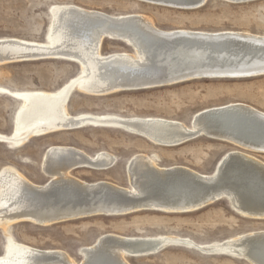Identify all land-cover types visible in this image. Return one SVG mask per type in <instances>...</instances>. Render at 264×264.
<instances>
[{
    "label": "bare ground",
    "instance_id": "bare-ground-1",
    "mask_svg": "<svg viewBox=\"0 0 264 264\" xmlns=\"http://www.w3.org/2000/svg\"><path fill=\"white\" fill-rule=\"evenodd\" d=\"M205 1L174 0L173 3L203 5ZM225 1L237 3L240 0ZM49 15L51 23L45 42L0 39V65L58 59L78 64L80 72L52 92H10L0 88V94H12L9 96L21 103L15 115L13 132L8 136L0 134L1 143L19 147L31 137L83 127L120 129L132 135L131 129H134L162 141L188 137L195 132L212 138L211 134L225 131L241 136L257 135L258 138L262 135L264 139L261 131L255 134L257 125L264 123V113L242 103L199 111L189 125L162 118L72 115L66 107L73 90L104 96L120 90L153 88L155 85L152 84L157 82L167 83L158 87L171 85L175 80L173 76L181 77L182 72L200 58L199 62L203 61L201 68L263 67V70L264 36L235 31H162L139 14L109 15L74 4L53 5ZM204 36L215 40L231 36L235 39V47L245 53L233 59L225 55L222 59L204 62L207 54L195 47ZM105 38L127 43L133 53L102 54L100 45ZM187 45L193 48L186 49ZM115 163L116 158L106 152L91 156L72 147L52 146L43 154L40 165L42 172L49 177L43 185L32 183L11 166L2 167L0 227L7 238L0 264H130L127 258L154 255L159 249L168 247V243H172L170 246H192L189 240L172 236L106 234L90 248L79 250L82 259L76 263L64 252L40 250L16 242L8 229L19 222L49 226L91 215L120 216L140 210L186 213L221 198L229 200L233 210L242 217L264 219V163L250 154L239 151L225 154L212 175L199 174L185 167H159L149 156L136 154L126 164L127 188L106 181L87 183L71 174L84 168L104 171ZM199 248L212 255L224 254L248 264H264V230Z\"/></svg>",
    "mask_w": 264,
    "mask_h": 264
},
{
    "label": "rangeland",
    "instance_id": "rangeland-1",
    "mask_svg": "<svg viewBox=\"0 0 264 264\" xmlns=\"http://www.w3.org/2000/svg\"><path fill=\"white\" fill-rule=\"evenodd\" d=\"M74 4L109 15L139 14L162 31H235L264 36V0L228 2L206 0L196 9L143 3L135 0H0V39L16 38L45 42L50 7ZM127 43L103 39L102 54L133 53ZM78 64L46 59L0 65V88L10 92L59 89L79 74ZM12 94H0V134L11 135L21 103ZM231 103H242L264 113V74L246 78H197L149 89L120 90L92 96L73 90L66 105L70 114H108L122 117L162 118L190 124L197 112ZM52 146H68L86 155L106 152L116 158L104 171L76 169L75 178L93 183L106 181L127 188L126 164L136 154L147 155L159 167H185L212 175L222 157L232 151L254 156L264 163V153L247 151L229 141L199 136L181 145L165 147L120 129L83 127L31 137L19 147L0 142V169L11 166L29 181L43 185V154ZM19 222L9 235L18 243L40 250L64 252L79 263V250L90 248L106 234L123 237L172 236L189 240L192 246H168L154 255L127 258L130 264H248L224 254L212 255L199 247L219 243L242 234L264 230V219L238 215L226 199L186 213L140 210L123 215H91L49 226ZM0 227V256L6 242ZM94 243V244H93ZM205 248V247H203Z\"/></svg>",
    "mask_w": 264,
    "mask_h": 264
},
{
    "label": "water",
    "instance_id": "water-1",
    "mask_svg": "<svg viewBox=\"0 0 264 264\" xmlns=\"http://www.w3.org/2000/svg\"><path fill=\"white\" fill-rule=\"evenodd\" d=\"M135 1H139V2H143V3H149V4H155V5H164V6H170V7H178V8H186V9H196L199 8L200 6H202V4H198V5H188V4H184V5H178L173 3L174 0H135ZM246 1H252V0H240L238 2H246ZM237 2V3H238ZM210 37H205L204 38H200L201 41H197L196 43V48L205 52L207 55L206 61H211L212 59H222L224 58L225 55H228L229 57L236 58V56L238 55H243V53L239 48L235 47V43H234V38L233 37H228L226 39H221V40H215L212 39V37L210 39H207ZM224 40V41H223ZM223 42H225L224 45ZM218 45V46H215ZM193 48L191 45H187L186 49H190ZM240 52V53H239ZM239 56V57H240ZM200 60H202L201 58L198 61H194L195 64L193 65H189L191 67H187L186 70L184 72H182L181 77L179 76H173V78L175 80H172L173 82L171 84H177V83H181V82H185L188 80H192V79H197V78H222V77H251V76H258V75H262L264 74V69L261 70V68L263 67H257V68H251V67H242V68H230V67H220L222 69H207V68H201V64L203 63V61L199 62ZM205 60V59H204ZM213 60V62H214ZM216 62V61H215ZM250 69V70H249ZM249 72V73H245ZM240 72H243L242 74ZM178 77V78H177ZM163 85V84H167V83H161V82H157L152 84L154 87H158L157 85ZM73 91L69 94L67 101L70 99L71 95H72ZM15 100V99H14ZM260 126V127H259ZM124 130H128L127 128H125L124 126H121ZM258 127V132H256L255 134H260L261 133L264 135V123L257 125ZM131 131L133 132V135L140 137L142 139H144L145 141L153 144V145H162L165 147H174V146H178L181 145L191 139L197 138L200 136L201 133H193L192 135L188 136V137H184V138H179L176 140H158L157 138H151L150 135L145 134L141 131L138 130H134L131 129ZM229 131V130H228ZM212 138H217V139H221L224 141H229L231 143H233L235 146L241 148V149H245L247 151H251V152H257V153H264V139L262 137V135H259L260 138L257 137V135L255 137H249V136H241V135H234V133L232 132H220L219 134L214 133L213 135L211 134ZM157 143V144H156ZM224 163L226 162L223 161ZM224 168V165L221 169ZM223 199V198H221ZM227 200V199H226ZM227 202L230 204V201L227 200ZM232 207V206H231ZM233 209V208H232ZM172 243H168V245L170 246ZM161 249H159L160 251ZM4 253V250H3ZM151 254V253H148Z\"/></svg>",
    "mask_w": 264,
    "mask_h": 264
}]
</instances>
